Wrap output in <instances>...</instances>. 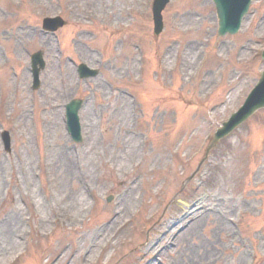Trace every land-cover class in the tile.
I'll return each mask as SVG.
<instances>
[{
  "label": "rangeland",
  "instance_id": "obj_1",
  "mask_svg": "<svg viewBox=\"0 0 264 264\" xmlns=\"http://www.w3.org/2000/svg\"><path fill=\"white\" fill-rule=\"evenodd\" d=\"M152 3L0 0L13 148L0 136V264H264V110L187 181L264 70V0L220 41L211 0H172L159 37ZM58 15L69 26L45 36ZM28 50L45 52L38 91ZM71 57L101 75L81 81ZM74 98L87 99L80 145L65 125Z\"/></svg>",
  "mask_w": 264,
  "mask_h": 264
},
{
  "label": "water",
  "instance_id": "obj_2",
  "mask_svg": "<svg viewBox=\"0 0 264 264\" xmlns=\"http://www.w3.org/2000/svg\"><path fill=\"white\" fill-rule=\"evenodd\" d=\"M219 17H220V32L221 34L225 33H234L237 32L242 18L245 16L246 12L248 11L250 0H215ZM164 4V0H159L157 2V10L156 12L159 13L160 9ZM157 28L156 32L159 33L162 29L161 25V17L160 13L156 16ZM255 94L258 97H264V81L259 85L258 89L256 90ZM252 111L255 109L260 108L264 105L263 100L255 99L253 101ZM258 103V104H257ZM74 108L77 111V105H74ZM222 133L217 136L216 140L220 138Z\"/></svg>",
  "mask_w": 264,
  "mask_h": 264
},
{
  "label": "bare ground",
  "instance_id": "obj_3",
  "mask_svg": "<svg viewBox=\"0 0 264 264\" xmlns=\"http://www.w3.org/2000/svg\"><path fill=\"white\" fill-rule=\"evenodd\" d=\"M17 57H18V55H17V53L15 54ZM20 57H22V56H19V58ZM61 164V163H60ZM63 165V164H62ZM72 204L74 203V202H76V201H78V204H79V206H80V208H81V206H86V205H88V201H87V199L84 197V196H80L79 198H72Z\"/></svg>",
  "mask_w": 264,
  "mask_h": 264
}]
</instances>
